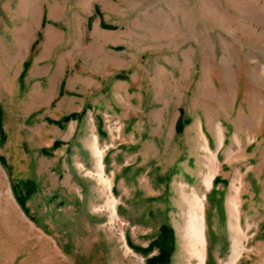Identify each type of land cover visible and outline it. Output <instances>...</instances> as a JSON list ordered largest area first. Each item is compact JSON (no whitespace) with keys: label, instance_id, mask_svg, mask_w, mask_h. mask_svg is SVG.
<instances>
[{"label":"rangeland","instance_id":"1","mask_svg":"<svg viewBox=\"0 0 264 264\" xmlns=\"http://www.w3.org/2000/svg\"><path fill=\"white\" fill-rule=\"evenodd\" d=\"M165 235L167 264H264V0H0V264Z\"/></svg>","mask_w":264,"mask_h":264},{"label":"trees","instance_id":"2","mask_svg":"<svg viewBox=\"0 0 264 264\" xmlns=\"http://www.w3.org/2000/svg\"><path fill=\"white\" fill-rule=\"evenodd\" d=\"M21 204L24 205V200L20 198ZM170 238V236H163L159 242L156 243L157 247L160 248L161 253L158 257L150 258L147 261V264H167V260L169 258V255L172 253V246L168 243L166 240L167 238Z\"/></svg>","mask_w":264,"mask_h":264},{"label":"bare ground","instance_id":"3","mask_svg":"<svg viewBox=\"0 0 264 264\" xmlns=\"http://www.w3.org/2000/svg\"><path fill=\"white\" fill-rule=\"evenodd\" d=\"M200 233V232H199Z\"/></svg>","mask_w":264,"mask_h":264}]
</instances>
